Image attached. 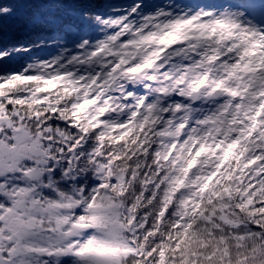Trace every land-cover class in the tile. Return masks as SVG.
<instances>
[{
	"label": "snow or ice",
	"instance_id": "1",
	"mask_svg": "<svg viewBox=\"0 0 264 264\" xmlns=\"http://www.w3.org/2000/svg\"><path fill=\"white\" fill-rule=\"evenodd\" d=\"M0 264H264V0H0Z\"/></svg>",
	"mask_w": 264,
	"mask_h": 264
}]
</instances>
